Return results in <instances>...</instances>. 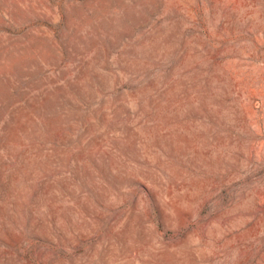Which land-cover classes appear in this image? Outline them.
Masks as SVG:
<instances>
[{
	"label": "rangeland",
	"instance_id": "rangeland-1",
	"mask_svg": "<svg viewBox=\"0 0 264 264\" xmlns=\"http://www.w3.org/2000/svg\"><path fill=\"white\" fill-rule=\"evenodd\" d=\"M0 264H264V0H0Z\"/></svg>",
	"mask_w": 264,
	"mask_h": 264
}]
</instances>
